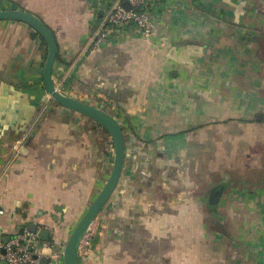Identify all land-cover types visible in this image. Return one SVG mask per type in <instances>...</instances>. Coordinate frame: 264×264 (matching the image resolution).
<instances>
[{"label": "crops", "instance_id": "crops-1", "mask_svg": "<svg viewBox=\"0 0 264 264\" xmlns=\"http://www.w3.org/2000/svg\"><path fill=\"white\" fill-rule=\"evenodd\" d=\"M9 9L56 35V87L106 106L125 133L121 180L78 264H263L264 0H159L149 41L127 35L85 54L90 0H0ZM33 32L0 22V242L35 225L42 260L63 264L113 144L47 98ZM19 139L26 152L12 157Z\"/></svg>", "mask_w": 264, "mask_h": 264}, {"label": "water", "instance_id": "water-1", "mask_svg": "<svg viewBox=\"0 0 264 264\" xmlns=\"http://www.w3.org/2000/svg\"><path fill=\"white\" fill-rule=\"evenodd\" d=\"M124 6L129 9L126 3H124ZM1 21L23 23L41 37L46 46V57L41 77L42 86L47 98L53 102L54 105L60 107L64 113L79 114L92 120L108 134L113 144V160L107 180L95 199L85 210L82 217L72 228L63 247V264H78V255L83 238L90 230L97 216L108 203L121 180L125 160V137L123 128L113 114L80 101L75 97L68 96L56 87L53 82L52 72L57 60L59 48L52 30L38 16L32 12L20 9L0 10V22ZM25 152L26 148L21 146L18 153L23 155ZM219 196V190L213 189L209 195V205H215ZM28 229L30 232H34L36 226L29 225ZM48 235L49 231L45 230L41 233L40 238L47 241ZM7 241L8 238L4 239L3 243L5 244ZM1 253H5L4 249L1 250ZM1 263L6 264L5 261H1ZM41 264H48V260L43 259Z\"/></svg>", "mask_w": 264, "mask_h": 264}, {"label": "built area", "instance_id": "built-area-1", "mask_svg": "<svg viewBox=\"0 0 264 264\" xmlns=\"http://www.w3.org/2000/svg\"><path fill=\"white\" fill-rule=\"evenodd\" d=\"M158 2L159 0H90L91 25L83 42L82 53L96 51L101 45L119 41L127 35H135L149 41L155 29L154 13ZM21 144L22 139L14 143L12 157L18 156ZM92 236L93 231L90 228L82 240L78 255L84 260L91 248ZM37 243L38 233L30 231H23L5 244L0 242V262L41 264L43 255L36 249ZM2 249L5 251L4 254H1Z\"/></svg>", "mask_w": 264, "mask_h": 264}, {"label": "trees", "instance_id": "trees-1", "mask_svg": "<svg viewBox=\"0 0 264 264\" xmlns=\"http://www.w3.org/2000/svg\"><path fill=\"white\" fill-rule=\"evenodd\" d=\"M52 32H53V31H52ZM33 34H34V36L40 38V40L42 41V43L45 45V42L41 39V37H40L37 33L33 32ZM53 34H54V32H53ZM54 36H55V38H56V35H55V34H54ZM56 42H57V38H56ZM57 45H58V43H57ZM58 48H59V47H58ZM57 61H62V60H61V57H59V52H58V56H57ZM97 108H100V109H102V110H104V111H106V112L112 114L111 111H110L106 106H105V107H104V106H101V107H97ZM123 132H124V131H123ZM124 136H125V133H124ZM93 243H94V240H93V236H92V238H91V248H92V244H93ZM91 248H90L89 252L86 254V257H87V258H88L89 255H90Z\"/></svg>", "mask_w": 264, "mask_h": 264}, {"label": "rangeland", "instance_id": "rangeland-1", "mask_svg": "<svg viewBox=\"0 0 264 264\" xmlns=\"http://www.w3.org/2000/svg\"><path fill=\"white\" fill-rule=\"evenodd\" d=\"M110 143V146L108 147V148H110L111 147V145H112V143L111 142H109ZM93 229V228H92ZM93 231V230H92Z\"/></svg>", "mask_w": 264, "mask_h": 264}]
</instances>
